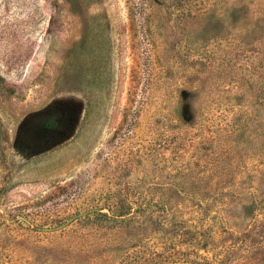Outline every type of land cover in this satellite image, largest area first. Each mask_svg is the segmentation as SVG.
<instances>
[{"label": "rangeland", "instance_id": "374dc122", "mask_svg": "<svg viewBox=\"0 0 264 264\" xmlns=\"http://www.w3.org/2000/svg\"><path fill=\"white\" fill-rule=\"evenodd\" d=\"M259 243L264 0H0V264H264Z\"/></svg>", "mask_w": 264, "mask_h": 264}, {"label": "trees", "instance_id": "16d2710c", "mask_svg": "<svg viewBox=\"0 0 264 264\" xmlns=\"http://www.w3.org/2000/svg\"><path fill=\"white\" fill-rule=\"evenodd\" d=\"M126 214H116V213H114V212H112V214H108V213H103V212H100V217L102 218V219H107V220H118L119 218H117V217H119V216H121V217H124ZM159 222H162L161 220L159 221ZM229 223V222H228ZM238 224V223H237ZM229 225V224H228ZM195 231L198 233V235L199 236H197L198 238H202L203 237V235L202 234H205V233H208V228L206 227V226H199L198 227V229H195ZM224 231H227V232H230L231 230H230V228H229V226H227V229H225ZM226 232V233H227ZM225 235V234H224ZM208 236H210V235H208ZM92 243V242H91ZM240 243V242H239ZM257 243L258 242H254V243H248L249 245H250V248L253 246V247H256V245H257ZM248 244H246V243H240V245L239 244H236V242H234V240H231V241H229V242H227V245H226V247H225V251L228 253L230 250H232V251H236V250H240L241 248H246V250L248 251V252H250L249 250H251L250 248H249V246H248ZM260 244V243H259ZM260 245H262V249H264V244H260ZM123 247V246H122ZM228 247H230V248H228ZM258 250V249H257ZM198 254H200V252L198 253ZM199 259H201V257L199 258ZM225 261L227 262V259H225ZM154 264H157L155 261L153 262ZM207 264H224V259L222 258V256H215V258H213L211 261H209Z\"/></svg>", "mask_w": 264, "mask_h": 264}]
</instances>
